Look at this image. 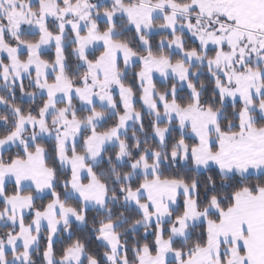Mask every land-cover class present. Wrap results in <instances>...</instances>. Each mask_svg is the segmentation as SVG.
Instances as JSON below:
<instances>
[{"label":"snow or ice","instance_id":"1","mask_svg":"<svg viewBox=\"0 0 264 264\" xmlns=\"http://www.w3.org/2000/svg\"><path fill=\"white\" fill-rule=\"evenodd\" d=\"M0 264H264V0H0Z\"/></svg>","mask_w":264,"mask_h":264}]
</instances>
